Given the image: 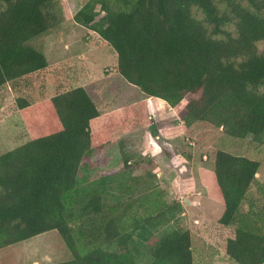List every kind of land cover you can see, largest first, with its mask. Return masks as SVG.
<instances>
[{
  "label": "trees",
  "instance_id": "trees-1",
  "mask_svg": "<svg viewBox=\"0 0 264 264\" xmlns=\"http://www.w3.org/2000/svg\"><path fill=\"white\" fill-rule=\"evenodd\" d=\"M63 19L56 0H0V90L48 68L32 41ZM74 21L111 49L128 84L183 105L187 129L204 123L264 142V0H88ZM16 106L29 140L0 156V250L57 231L72 258L53 264H139L145 255L149 264H195L189 230L157 234L184 208L161 188L109 205L106 180L100 191L82 186L85 162L140 122L135 107L103 112L84 87ZM130 158L124 152L126 168ZM213 161L198 185L223 207L219 224L234 228L226 256L264 264V204L254 198L264 201L261 165L223 150Z\"/></svg>",
  "mask_w": 264,
  "mask_h": 264
},
{
  "label": "rangeland",
  "instance_id": "rangeland-1",
  "mask_svg": "<svg viewBox=\"0 0 264 264\" xmlns=\"http://www.w3.org/2000/svg\"><path fill=\"white\" fill-rule=\"evenodd\" d=\"M87 1L56 0L63 22L32 41L47 57L48 68L0 90V156L29 140L16 106L19 97L37 103L84 87L103 112L135 107L140 122L85 162L80 171L82 186L89 192L100 191L106 180L105 201L109 205L115 199L126 200L161 188L171 203L180 202L184 208L176 222L161 227L157 234L182 227L191 232L195 264H236L226 256V242L234 237V228L219 224L223 208L201 192L197 173L201 168L213 169L215 152L223 150L259 162L257 177L264 183V142L257 144L252 137L230 138L222 128L204 123L187 129L179 117L183 105L173 109L128 84L118 73L117 57L111 49L96 33L74 21V15ZM257 47L264 51V41ZM124 152L131 156L132 168L125 167ZM255 190L253 186L251 193ZM254 198L259 205L264 204L261 197ZM71 258L57 231L0 250V264H53ZM149 262L146 255L139 258V264Z\"/></svg>",
  "mask_w": 264,
  "mask_h": 264
},
{
  "label": "crops",
  "instance_id": "crops-1",
  "mask_svg": "<svg viewBox=\"0 0 264 264\" xmlns=\"http://www.w3.org/2000/svg\"><path fill=\"white\" fill-rule=\"evenodd\" d=\"M222 208H223V207H222ZM223 211H224V209L221 211V215H222Z\"/></svg>",
  "mask_w": 264,
  "mask_h": 264
}]
</instances>
